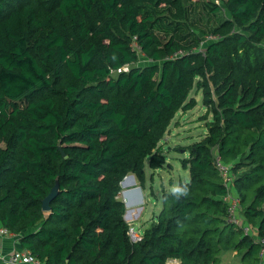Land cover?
<instances>
[{"label":"trees","instance_id":"1","mask_svg":"<svg viewBox=\"0 0 264 264\" xmlns=\"http://www.w3.org/2000/svg\"><path fill=\"white\" fill-rule=\"evenodd\" d=\"M195 88L212 118L184 147L189 194L164 190L134 242L121 183L164 167ZM0 142V223L44 264H264V0H0Z\"/></svg>","mask_w":264,"mask_h":264},{"label":"rangeland","instance_id":"2","mask_svg":"<svg viewBox=\"0 0 264 264\" xmlns=\"http://www.w3.org/2000/svg\"><path fill=\"white\" fill-rule=\"evenodd\" d=\"M216 1L220 3L221 0ZM147 62L148 59L141 55L135 65L142 66ZM132 65L129 64L119 70H114L113 75L117 76L122 70H129ZM191 96L196 97L197 106L188 111L178 112L163 140V150L167 157L164 167L150 168L147 160L144 186L140 185L135 176L130 175L129 179L127 178L121 183V190L117 197L126 204L125 219L139 233H142L145 227L150 225L154 216L160 212L163 191H169L173 184H179L181 180H188L190 177L189 170L182 165V159L187 155L184 147L201 139L202 134L207 131V120L212 118L211 113L208 119L204 118L207 108L203 103L202 91L195 88L192 90ZM0 145L3 143L0 142ZM168 264H180V261L173 260L169 261ZM216 264L244 263L237 251L230 250L223 252L219 263Z\"/></svg>","mask_w":264,"mask_h":264},{"label":"built area","instance_id":"3","mask_svg":"<svg viewBox=\"0 0 264 264\" xmlns=\"http://www.w3.org/2000/svg\"><path fill=\"white\" fill-rule=\"evenodd\" d=\"M209 38H211V36ZM217 166L220 172L222 173V175L226 177V185L228 187V191L223 196V200L225 201L227 205L228 219L230 222L236 225H240L245 234L249 233L250 231H252V228L250 225L245 223V218L242 216L241 199L235 193V191L231 189L232 175L230 174L231 172H230L229 166L225 164L219 156L217 159ZM0 233L5 235V234H11L12 232L8 228L1 226ZM129 233H130L131 239L134 242L142 238V234L137 232L134 227L130 228ZM260 241L263 244L261 253L264 254V236L260 238ZM22 263L44 264V262L38 259L29 249L21 248V249L13 250L9 254L8 264H22Z\"/></svg>","mask_w":264,"mask_h":264},{"label":"crops","instance_id":"4","mask_svg":"<svg viewBox=\"0 0 264 264\" xmlns=\"http://www.w3.org/2000/svg\"><path fill=\"white\" fill-rule=\"evenodd\" d=\"M129 179V178H128ZM0 223V228H1ZM22 244L20 241V235L15 233L11 234H1L0 233V264H8V257L9 254L13 250L21 249ZM178 260V259H170L169 261ZM22 264H29V263H22Z\"/></svg>","mask_w":264,"mask_h":264},{"label":"clouds","instance_id":"5","mask_svg":"<svg viewBox=\"0 0 264 264\" xmlns=\"http://www.w3.org/2000/svg\"><path fill=\"white\" fill-rule=\"evenodd\" d=\"M189 191V181L185 180L181 184H173L169 189V194L176 200H179L181 197H186Z\"/></svg>","mask_w":264,"mask_h":264},{"label":"water","instance_id":"6","mask_svg":"<svg viewBox=\"0 0 264 264\" xmlns=\"http://www.w3.org/2000/svg\"><path fill=\"white\" fill-rule=\"evenodd\" d=\"M130 176L134 177V175H130ZM128 177H129V175L126 176L122 182H124ZM57 192H58V184H56V185L53 187V189H52V191L50 192V194L44 199V202H43V208H44L45 210H48V209L50 208L49 202H50V200H51V199L57 194Z\"/></svg>","mask_w":264,"mask_h":264}]
</instances>
